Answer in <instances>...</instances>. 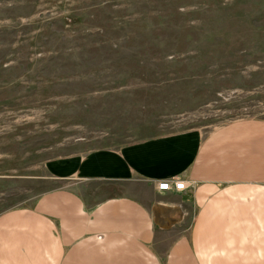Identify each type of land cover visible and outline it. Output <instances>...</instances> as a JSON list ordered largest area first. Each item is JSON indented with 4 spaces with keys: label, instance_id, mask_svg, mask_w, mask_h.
<instances>
[{
    "label": "rangeland",
    "instance_id": "1",
    "mask_svg": "<svg viewBox=\"0 0 264 264\" xmlns=\"http://www.w3.org/2000/svg\"><path fill=\"white\" fill-rule=\"evenodd\" d=\"M264 119V0H0V212L50 162Z\"/></svg>",
    "mask_w": 264,
    "mask_h": 264
},
{
    "label": "crops",
    "instance_id": "2",
    "mask_svg": "<svg viewBox=\"0 0 264 264\" xmlns=\"http://www.w3.org/2000/svg\"><path fill=\"white\" fill-rule=\"evenodd\" d=\"M47 191L0 212V264H264V119L50 162ZM181 180L182 191H157Z\"/></svg>",
    "mask_w": 264,
    "mask_h": 264
},
{
    "label": "built area",
    "instance_id": "3",
    "mask_svg": "<svg viewBox=\"0 0 264 264\" xmlns=\"http://www.w3.org/2000/svg\"><path fill=\"white\" fill-rule=\"evenodd\" d=\"M185 184L181 180H171L157 183V191L167 192V191H182Z\"/></svg>",
    "mask_w": 264,
    "mask_h": 264
}]
</instances>
